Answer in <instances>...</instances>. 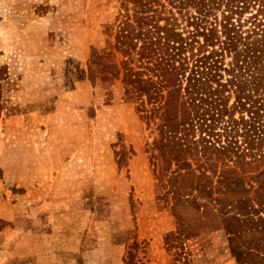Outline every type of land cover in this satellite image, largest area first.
<instances>
[{
    "label": "rangeland",
    "instance_id": "obj_1",
    "mask_svg": "<svg viewBox=\"0 0 264 264\" xmlns=\"http://www.w3.org/2000/svg\"><path fill=\"white\" fill-rule=\"evenodd\" d=\"M124 1L0 0V264H235L212 209L177 235L166 179L187 166L120 77L88 73Z\"/></svg>",
    "mask_w": 264,
    "mask_h": 264
},
{
    "label": "trees",
    "instance_id": "obj_2",
    "mask_svg": "<svg viewBox=\"0 0 264 264\" xmlns=\"http://www.w3.org/2000/svg\"><path fill=\"white\" fill-rule=\"evenodd\" d=\"M124 2L131 13L115 20L89 75L120 77L125 100L160 135L165 163L187 166L166 179L184 199L177 235L212 209L234 263L264 264V0Z\"/></svg>",
    "mask_w": 264,
    "mask_h": 264
}]
</instances>
